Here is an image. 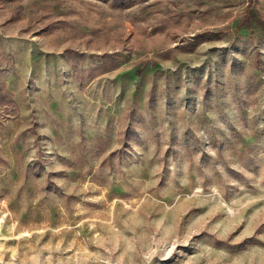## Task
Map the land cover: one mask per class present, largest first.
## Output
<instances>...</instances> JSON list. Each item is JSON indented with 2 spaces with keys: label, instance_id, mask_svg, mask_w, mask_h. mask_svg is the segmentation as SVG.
<instances>
[{
  "label": "rangeland",
  "instance_id": "1",
  "mask_svg": "<svg viewBox=\"0 0 264 264\" xmlns=\"http://www.w3.org/2000/svg\"><path fill=\"white\" fill-rule=\"evenodd\" d=\"M0 264H264V0H0Z\"/></svg>",
  "mask_w": 264,
  "mask_h": 264
}]
</instances>
